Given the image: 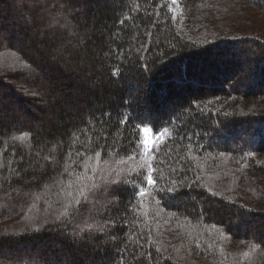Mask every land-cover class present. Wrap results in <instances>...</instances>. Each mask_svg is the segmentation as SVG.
<instances>
[{"label":"trees","instance_id":"obj_1","mask_svg":"<svg viewBox=\"0 0 264 264\" xmlns=\"http://www.w3.org/2000/svg\"><path fill=\"white\" fill-rule=\"evenodd\" d=\"M198 1L0 0V264H135L133 252L151 264H264V117L223 114L230 98H264V0H239L258 28L236 40L208 36L210 4ZM255 57L236 84L235 65ZM137 124L168 130L153 153L158 184L144 185L152 201L121 165ZM96 151L95 183L119 174L136 187L102 196L94 219L82 209L107 228L73 238L55 217Z\"/></svg>","mask_w":264,"mask_h":264},{"label":"snow or ice","instance_id":"obj_2","mask_svg":"<svg viewBox=\"0 0 264 264\" xmlns=\"http://www.w3.org/2000/svg\"><path fill=\"white\" fill-rule=\"evenodd\" d=\"M171 3L176 4L177 0H171ZM121 23L123 24L124 21H121ZM143 47L144 45L141 44V48L136 49V51L139 52L141 49H143ZM111 54L116 55L119 58V56L123 54L122 49L116 48ZM106 55L109 54L106 53ZM153 63H155V61H153ZM21 66L27 67V65ZM144 67L145 70H147L148 65L145 64ZM31 74H33V70L30 69L28 75ZM112 75H121L119 66H117L112 71ZM31 94L39 95L38 92H33ZM126 103H128L129 106H132L136 103V99L129 98ZM128 119L129 117H124L120 120V124L125 125ZM136 127L141 133H143V136L138 141H135V143L137 144L136 154H129L127 156V160L139 159L140 161H142V163H139L136 168L132 170L131 176L138 178L140 187L137 190V195L143 197L147 194V188L144 187L145 184L148 187H152L153 189H155L156 185L158 184V180L155 179L153 175V173L157 171V169H155L153 165V161L156 159L153 153L158 147L157 140L159 139L162 142L164 134L167 133L168 130L164 129V133H161L159 137H157L156 135L149 137L148 133L150 129L147 126H145L144 124H137ZM27 135L28 134L25 133L23 136L13 137V139L22 140L24 136ZM78 138L79 137H74V141ZM106 139L107 137H105V140ZM77 155H80V153H77ZM101 157V151H96L94 155H86V158L81 164V174L76 175L75 182H70L68 185V188L71 189V191H68L66 193L68 198L67 203L63 205V211H61L59 215L55 217V220L59 222V227L67 229L69 226H72L73 238H83L82 234L85 233L91 235L93 232H104L107 228V225L97 226L95 224L89 223L88 220H85L84 212L82 209H86L89 212V220L94 219V216L91 215L92 210L95 209L97 212L99 211V209L96 208V205L102 196L114 195L115 190L124 183H129L133 187H136V184L132 179L124 180L119 176V174H117L116 179H105L102 177L101 183H95V176L100 171ZM93 160H95V163H93ZM125 162L126 160L121 161V163ZM64 171L68 172V167H65ZM85 181H91V184L85 183ZM175 183L176 182L173 181V184ZM167 191L172 192L174 191V188H168ZM81 224H84L85 227H80ZM262 247H264V245H262ZM126 250L127 246H125V251ZM156 251H159V249H156ZM132 257L135 261V264H151L152 260L154 259L152 253L150 252H133ZM121 264H123V256H121Z\"/></svg>","mask_w":264,"mask_h":264},{"label":"rangeland","instance_id":"obj_3","mask_svg":"<svg viewBox=\"0 0 264 264\" xmlns=\"http://www.w3.org/2000/svg\"><path fill=\"white\" fill-rule=\"evenodd\" d=\"M230 0H199L197 2L198 5H205L210 4V6H206L208 10L206 11L208 16H212V20L215 22V28L214 31H212L208 36L211 38L218 37L222 40L220 33H224V35H229L232 37L233 40L243 38L244 30L250 31V33L246 36L252 35L253 31L258 28V25H256V22L253 24H248L249 19H256L257 17L248 16L249 13H246L244 4L241 3V1L238 0L237 4H230ZM248 17V18H247ZM221 24V26L219 25ZM223 45V44H222ZM231 53H236L233 51L228 52L227 54H223V57H221L220 62L222 59H228L230 58ZM228 55V56H227ZM257 58H253L251 60V63L248 65L246 64H239L235 65V69H238V73L240 74V77L237 78L235 83H242L248 79L249 76H253L251 72H256L255 69V60ZM208 61H205L206 64L209 63L210 58L207 59ZM198 75V74H197ZM251 84H253L251 82ZM264 96V95H263ZM228 101H230V104L226 106V108L223 110V114L226 112H229L232 110L233 113L238 114V116H245V117H252L251 122H255L257 118L264 117V98L262 96L258 97H251L249 96V100L247 101L242 100L240 97L236 98H230ZM257 117V118H255ZM260 129V128H259ZM153 135H156L157 137L160 136V134H155L151 130L148 133L149 137H152ZM143 136V133H142ZM160 140H157V143ZM247 149V148H246ZM248 150V149H247ZM212 154V153H211ZM201 156V155H200ZM252 159V158H251ZM142 163L139 159L137 160H127L125 163H121V165L126 166V168H136V166ZM229 182V183H228ZM225 182L226 185L229 187H234V184L230 181ZM147 200L152 201L153 197L151 193L148 191L145 195ZM248 206L253 207V204H248ZM251 209V208H249Z\"/></svg>","mask_w":264,"mask_h":264}]
</instances>
